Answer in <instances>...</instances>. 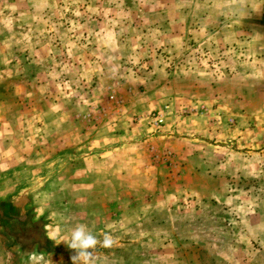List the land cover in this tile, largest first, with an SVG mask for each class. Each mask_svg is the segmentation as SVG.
<instances>
[{"label": "crops", "instance_id": "crops-1", "mask_svg": "<svg viewBox=\"0 0 264 264\" xmlns=\"http://www.w3.org/2000/svg\"><path fill=\"white\" fill-rule=\"evenodd\" d=\"M259 84L264 0H0V209L21 219L50 195L70 204L71 227L111 210L137 224L123 181L154 180L153 154L167 148L193 166L220 134L250 146L249 112L230 125L220 106L246 107ZM173 185L165 195H205Z\"/></svg>", "mask_w": 264, "mask_h": 264}, {"label": "rangeland", "instance_id": "rangeland-1", "mask_svg": "<svg viewBox=\"0 0 264 264\" xmlns=\"http://www.w3.org/2000/svg\"><path fill=\"white\" fill-rule=\"evenodd\" d=\"M263 87L257 86L246 107L231 109L216 102L224 113H230L226 118L230 125L240 118L238 112L242 109L249 112L239 129L248 133L250 146H240L239 135L229 138L220 134L212 140L217 147H197L191 153L195 168L187 165L188 159L181 162L178 153L167 148L160 155L153 154V168H157L154 180L142 175L138 186L135 181H123L127 189L134 187L138 191L134 197L138 200L135 206L139 208V221L136 224L134 217L125 223L131 226L123 227V222L116 221L115 210L101 214L104 223L88 229L98 239L108 232L118 243L108 249L97 246L96 264H264ZM219 131L225 133L224 126ZM146 168L145 164L140 166V170ZM170 177L178 190L188 187V191H205V195L190 191L178 196L165 195V179ZM151 185L155 195L149 196ZM121 199L124 206H130L131 196ZM36 200L39 203L29 206L30 219L28 214L14 218L12 223L0 219V264H73L71 257L76 251L66 242L59 243L66 254L48 253L44 246L45 237L56 244L59 238L70 237L74 228L67 210L70 204L65 199L64 205L57 206L59 197L50 195ZM174 203L177 207L172 206L176 209L172 211L169 206ZM38 241L41 243L37 244Z\"/></svg>", "mask_w": 264, "mask_h": 264}, {"label": "clouds", "instance_id": "clouds-1", "mask_svg": "<svg viewBox=\"0 0 264 264\" xmlns=\"http://www.w3.org/2000/svg\"><path fill=\"white\" fill-rule=\"evenodd\" d=\"M62 241L76 251V254L71 257L73 264H96L97 246L108 249L118 243L108 232L102 233V239H98L85 224H77L71 231L70 237L59 238L58 244Z\"/></svg>", "mask_w": 264, "mask_h": 264}, {"label": "trees", "instance_id": "trees-1", "mask_svg": "<svg viewBox=\"0 0 264 264\" xmlns=\"http://www.w3.org/2000/svg\"><path fill=\"white\" fill-rule=\"evenodd\" d=\"M28 218L29 219L31 218L30 214H28ZM0 219L4 220L7 223H12V221H15L14 218H11V217L7 216L5 213H3V211L1 209H0ZM40 243L41 242L38 241L37 244H40ZM44 246H45V251L46 252L55 253V254H57V253H66L64 247L54 245L52 240H50L48 237H45V239H44Z\"/></svg>", "mask_w": 264, "mask_h": 264}, {"label": "built area", "instance_id": "built-area-1", "mask_svg": "<svg viewBox=\"0 0 264 264\" xmlns=\"http://www.w3.org/2000/svg\"><path fill=\"white\" fill-rule=\"evenodd\" d=\"M141 116H136L135 120H138ZM145 118L148 119V122L153 125L155 128L162 126L165 123L163 114L159 110H152L145 115Z\"/></svg>", "mask_w": 264, "mask_h": 264}]
</instances>
